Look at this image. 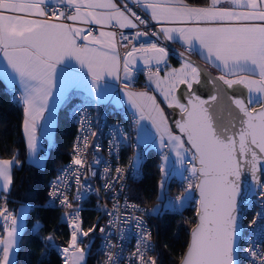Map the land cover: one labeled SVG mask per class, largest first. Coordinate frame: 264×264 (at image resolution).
Masks as SVG:
<instances>
[{"label":"snow or ice","instance_id":"1","mask_svg":"<svg viewBox=\"0 0 264 264\" xmlns=\"http://www.w3.org/2000/svg\"><path fill=\"white\" fill-rule=\"evenodd\" d=\"M153 22L160 26L158 30H141V26L147 28ZM91 25L101 26L97 35ZM105 27L112 30H102ZM124 28L136 31L130 37L118 31ZM149 35L182 44L185 51L177 54L182 61L179 68H167L168 48L151 40L136 45L135 41ZM191 53L210 62L220 75L214 76L195 64ZM137 59H142L147 68L148 86H154L166 106L178 109L181 117L174 121L181 133L177 135L156 96L127 91L129 85L125 83L128 102L135 110L129 119L138 130L137 144L144 141L141 121H150L159 134L161 191L176 164L189 173L183 194L175 201L169 199L168 207L182 208L192 199L193 190L198 192V222L181 264H237L242 228L262 220L260 228L264 232V213H257L251 224H242L243 203L253 196L264 202V0H125L123 7L115 0H0V75L20 92L23 130L35 163L42 164L43 160L37 156L39 121L45 120V134L53 123L54 108L50 110L48 102L54 90L58 93L56 104L75 87L87 93L86 100L92 106H98L107 102L112 92L101 81L106 77L120 80L121 74L123 81H131ZM72 60L87 75L77 72ZM161 64L165 65L163 77ZM180 85L186 87V102L176 95ZM194 85L207 89L209 95L202 98ZM45 112L49 113L47 118ZM81 112H87V107ZM79 123L85 135L77 137L72 167L63 170L49 193L53 204L58 200L71 210L63 217L71 230L68 246L59 249L63 264H84L89 253L82 247L81 238L97 231L96 225L83 229V209L74 208L68 197L69 171L74 176L77 202L91 188L87 180L92 164L85 157L90 137L97 134L87 116L81 115ZM112 135L114 140L117 136L119 139L110 142V153L130 139L119 123L113 126ZM93 148L99 153V143ZM101 160L97 157L93 164L100 165ZM142 163V153L137 152L128 164L129 172L138 174ZM186 164L190 167L185 168ZM18 165L15 157L0 159V264H13L20 241V220L27 214L23 208L21 216L10 211L3 195L11 190L12 170ZM103 171L102 187L114 201L111 209L98 207L109 217L105 227L98 228L105 241V264H119L124 252V246L112 244L110 238L123 241L125 232L133 228L137 240L135 250L126 257L129 264H156L147 255L153 246L143 215L127 211L130 208L143 214L146 210L127 203L122 210L117 200L120 193L114 191L117 185L123 189L125 169L104 167ZM111 172L114 175H107ZM91 176L96 172L91 171ZM244 176L250 177L246 191L242 189ZM157 211L153 208L150 213ZM47 239L53 240L51 236ZM257 248L253 243L247 249L250 264H264V252Z\"/></svg>","mask_w":264,"mask_h":264},{"label":"trees","instance_id":"2","mask_svg":"<svg viewBox=\"0 0 264 264\" xmlns=\"http://www.w3.org/2000/svg\"><path fill=\"white\" fill-rule=\"evenodd\" d=\"M181 62L179 57L170 56L169 65L172 67H179ZM77 100V97L72 96L61 107L55 142L47 153L45 165L42 168L37 167L27 160V146L22 130L23 109L13 100L5 84L0 80V158L15 157L19 160V165L13 170V185L6 207L12 209L15 205L21 204L30 206L15 264H63L58 250L52 245L67 246L69 231L63 219V211L47 204L48 188L56 171L69 159L73 147L76 129L69 121L68 111ZM110 117L122 119L118 110H111ZM145 150L147 155L144 163L145 175L142 179L131 182V198L149 210L158 209L155 214L150 215L157 264H179L188 244L190 230L195 224L197 204L192 200L180 212L163 208L166 196L163 191L164 195L162 194L161 198L159 192L162 179L159 167L160 153L150 146ZM169 185V192H173L176 189L174 177L170 179ZM90 205L88 202L84 212V223L87 228L97 220L96 211ZM252 212L253 205L248 210L246 221ZM49 236L53 238L51 242L47 239ZM87 264H98L96 247L92 249Z\"/></svg>","mask_w":264,"mask_h":264},{"label":"built area","instance_id":"3","mask_svg":"<svg viewBox=\"0 0 264 264\" xmlns=\"http://www.w3.org/2000/svg\"><path fill=\"white\" fill-rule=\"evenodd\" d=\"M131 7V6H129ZM135 10V9H134ZM158 28L159 26L156 25ZM141 30L146 32H151L153 30H156L155 26L152 24H149L147 28H144L141 26ZM118 31H122L125 35H128L130 37L133 36V33L136 31L135 29H118ZM156 42L160 44L161 46L166 47L161 40H157L156 37L148 36V37H142L140 40L135 41L136 45L139 46L141 43H147L149 41ZM127 43V42H125ZM167 48V47H166ZM121 52H123V49H119ZM169 51V49H168ZM170 51L167 58V65L169 63L170 59ZM162 71L160 75L162 74L165 65H160ZM134 72L132 73L133 79L131 81H123V75L121 74V79L119 81V87L118 92L124 88V84L127 83L129 85V88H138L142 87L149 92H151L153 95H155L154 92V86L149 87L148 86V72L147 68L144 65V62L142 59H137L136 64L134 65ZM8 93L12 96L13 100L19 104V94L17 90H14L13 87L7 88ZM21 105V104H20ZM22 109L23 105H21ZM87 107V112H81V110ZM109 106H104L100 108L98 111L93 110L89 105H87L84 102L77 101L70 107L68 111V118L70 123L75 127L76 133L74 137L73 147L70 152L69 159L67 162H65L54 174V176L51 178L49 182V188H48V200L47 204L51 207H55L58 209H61L63 211V216L65 215L66 211H71L70 209H65L63 206H61L58 202V200L53 204L51 202V198L49 193L51 192V186L57 182V178L60 177L63 174V170L70 169L72 167V160L74 157V145L77 141V137H80L82 135H85V133L81 132V125L79 123L81 119V115L87 116L91 120V128L93 131L96 132L95 137H90L89 139V146L86 149V160L89 164H92L91 171L96 172V176H91V171H89V179L87 180V184L91 186L90 190L84 193L83 199L77 202L75 200L76 197V190L74 185V176L69 171L66 176V182L71 185L68 189V197L69 200L72 201L73 207H81L83 211L81 212V217L83 220L82 227L85 231H87L90 227L93 225L97 226V231L95 233H90L88 237H82V247L85 248L86 252L89 254L86 255L84 264H87L88 258L91 254V251L94 247H96V254L98 256V264H105L107 260V256L105 254L104 250V239L103 234L98 231L99 227H105L107 224L109 217L105 215V213L101 210H98V207L100 209L104 208L105 206L108 209L112 208V205L114 201L111 199L110 194L107 193L102 185L105 183V173L103 171L104 167H110L111 169H115L117 167H121L125 169V178L121 183L124 185L123 189L121 190L120 186L117 185L114 189L115 192L120 193V195L117 197V200L119 204L122 207L127 203L129 205H137L139 208L146 210L143 214L139 211L133 212L132 209H128L127 211L134 214V215H143V218L146 222L147 228L151 232V244H152V250L148 252V256L153 257L156 260L157 264V253H156V243L154 239V229L152 224L150 223V210L142 205L137 203L135 200L131 198L130 193V184L132 181L140 180L144 177L145 171H144V163L146 160V150L144 147H142L140 144H137L136 141V126L132 121H130L129 117L132 116L128 112L119 110L120 115L122 116V119H112L110 117ZM117 123H119V126L128 133L130 139L126 143H122L119 146V150H113L112 153L109 152L110 142L113 144L116 142V140L119 139V136H117L114 140V137L112 135L113 132V126H115ZM99 143L100 145V151L99 153H96L94 151L93 146ZM129 145H132L131 147ZM52 147V146H51ZM166 151V150H165ZM142 153V159L143 163L139 169L138 174L132 175L128 170V164L136 153ZM97 157L102 158L100 165L93 164L94 159ZM161 159V155H159ZM187 167H190V165H187ZM107 175L112 176L114 175V172L108 173ZM189 173L186 171L181 177H177L175 175H172L167 182L165 183V202L163 203V208L173 211V212H180L184 207L182 208H173L168 207L169 199L175 201V198L182 195L184 192V188L187 186ZM174 177V182L176 184V189L173 192H169V181L170 179ZM83 182V180H82ZM63 187V185H61ZM92 189H98L99 191H93ZM192 200L196 201L197 204V198H196V190H193V197L192 199L185 202L184 206L187 204H190ZM88 202H90V207H92L97 214V220L95 223H93L90 227H86L84 223V212L85 207H87ZM92 202V203H91ZM8 208V207H7ZM10 211L14 213V211L10 208H8ZM257 213H264V202H262L258 197L253 203V212L250 218L246 221L245 225L251 224V221L256 218ZM65 221V220H64ZM68 231H69V241H70V227L68 223L65 221ZM262 223V220H257L256 225H252L251 227H245V235L243 238V241L241 243V263L240 264H250L251 258L247 255V249L249 247L253 246V243L258 245L257 250L264 252V232L261 231L260 225ZM3 221L0 220V229L3 232L2 228ZM126 239L123 241L118 240L117 237L113 236L110 238L112 244H122L124 246V252L122 256L120 257L119 264H129V261L126 259V257L130 256L131 253L135 250V244L137 237L135 235V229H131L130 231L125 232ZM68 246V245H67ZM67 246H59L55 245V248L58 250L62 249ZM112 251H117L118 249H111ZM60 254V252H59ZM61 256V254H60ZM62 257V256H61ZM63 259V257H62Z\"/></svg>","mask_w":264,"mask_h":264},{"label":"crops","instance_id":"4","mask_svg":"<svg viewBox=\"0 0 264 264\" xmlns=\"http://www.w3.org/2000/svg\"><path fill=\"white\" fill-rule=\"evenodd\" d=\"M115 2L117 4H119L121 7L124 6V3L125 1L124 0H115ZM130 6V5H128ZM155 23V22H154ZM157 25V24H156ZM79 26H82L83 25H79ZM159 26V25H158ZM166 26H172V25H166ZM91 27H93L95 29L94 31V35H97L98 32L101 30V26L99 25H91ZM160 27V26H159ZM124 29H129V28H124ZM102 30L104 31H109V30H112L108 27H105L103 28ZM172 44L178 46V47H181L184 49V47L182 46L181 43L179 42H173V41H170ZM163 43V42H162ZM193 55H195L197 58H199L209 69H211L212 71L216 72L217 74L220 75V73L218 72V70L216 68H214L211 63H206L204 61V59L201 58V56L197 55L196 53H191ZM182 63V62H181ZM180 63V65H181ZM71 64L75 66V70L77 72H80V73H83L84 75H87L86 73V70L85 69H81L78 62L75 61V60H72L71 61ZM179 65V66H180ZM170 66V67H169ZM64 65H60L58 67V72H59V68H63ZM167 68H174L172 67L171 65H167ZM178 68V67H177ZM9 72H11V69H9ZM165 75V71L163 70L161 76L163 77ZM89 78V81H90V76L88 77ZM0 80L3 81V83L5 84V88H10L12 87L9 82L4 79V77L2 75H0ZM119 81L120 80H113L111 77H106L104 81H101L102 84H107L110 89L112 90L111 92V96L109 97V99L107 100V102L105 103H101L99 104L98 106H92L88 100H86V97H87V93L81 89V88H71L69 90V92L67 93V96L66 98L63 100V102L59 103V104H56V99H57V91L54 90L53 92V95L51 97V99L49 100V109L52 110L54 108V116H53V123H52V126L49 130V133L48 134H45V127H46V123H45V120H40L39 121V127H38V130H37V137H38V140H37V155L39 156H43L44 155V163L42 164H38V163H35L34 160L35 158L31 156L30 152H29V149H28V145H27V138L24 134V130H23V125H22V130H23V135H24V139H25V143H26V146H27V160L29 163L37 166V167H43L45 165V161H46V157H47V153L49 152L51 146L54 144L55 142V131H56V128H57V125H58V119H59V111L61 109V107L68 101V99H70L72 96H75L78 98L77 101H80V102H84L86 103L87 105H89L93 110L95 111H98L100 108L104 107V106H109V108L111 110H122V111H125V112H128L129 114H133L134 113V109L131 108L129 102H128V98H127V95H126V90L125 88H122L119 92H118V87H119ZM19 86L17 85V88ZM127 91H132V92H149L148 90L142 88V87H138V88H128ZM19 96H20V92L17 90ZM155 92V91H154ZM150 94H152L151 92H149ZM155 96H156V100L157 102L160 104V106L162 107V104H163V99L161 97V95H159L157 92H155ZM76 101V102H77ZM162 102V103H161ZM19 104L23 105L20 100H19ZM165 105V103L163 104ZM166 106V105H165ZM167 107V106H166ZM165 113V112H164ZM49 115L48 112H45L44 113V117L47 118ZM165 115L167 116V114L165 113ZM168 117V116H167ZM25 119V114H24V109H23V121ZM170 125V124H169ZM141 126L143 127L144 129V132H143V136H144V141L142 143H139V144H143L144 146H150V147H153L155 148L159 153L160 150L156 148V142L159 138V135L158 133L156 132V129L155 127L151 124L150 121L148 120H144V121H141ZM171 127V126H170ZM174 134H177L175 132H173ZM137 135H138V130L136 128V140H137ZM179 135V134H177ZM142 145V146H143ZM2 159V158H0ZM172 160L174 161L175 160V156L174 154L172 155ZM185 168H187V166L185 165ZM13 170H14V167H13ZM13 170H12V180H13ZM173 171V175L177 176V177H181L186 171H184V169L180 168V166L178 164L175 165V168L172 170ZM182 173V174H181ZM13 185V183H12ZM12 189V187H11ZM11 192V190L7 193H3V195L6 197V200L8 198V195L9 193ZM7 206V205H6ZM19 206L20 205H15L12 210L14 211V214H17V212L19 211ZM38 226V225H37ZM36 226V227H37ZM24 228H25V224H23L22 221H20V240H21V236H22V233L24 231ZM0 234H3V232L1 231L0 229ZM19 244H20V241H19ZM19 248V246H18ZM18 248L15 250V254L13 256V264H15L16 262V257H17V252H18Z\"/></svg>","mask_w":264,"mask_h":264},{"label":"water","instance_id":"5","mask_svg":"<svg viewBox=\"0 0 264 264\" xmlns=\"http://www.w3.org/2000/svg\"><path fill=\"white\" fill-rule=\"evenodd\" d=\"M128 5H130L131 7H133V5L131 3H129ZM151 24L155 26L156 30L159 29L154 22L151 23ZM161 41L169 49L171 55H175V56L179 57L177 54L185 51V49H183L181 47H178V46L172 44L170 41H166V40H161ZM186 55H188V54L186 53ZM190 57H191V60L193 62H195V64L199 65L202 69H204L208 73H211L214 76H218L219 75L216 72H214L211 69H209L204 63H202L200 60H198L193 54H190ZM193 89L202 98H206L209 95V91L207 89L199 86V85H194L193 86ZM185 91H186V87L184 85H180L178 87L177 92H176V95L181 98V101L182 102H186V100L184 98V95H183ZM166 108L170 111V115L168 116V120H169V124H170V126L172 128V131L175 132V133H177V134H179V135H181V133L179 132V129H177L175 127V124H174V121L181 119V117L178 114L179 113V110L178 109H175V108H168V107H166ZM242 180H243L242 189L246 191L247 190V185L250 182V177L244 176V177H242ZM196 198H197V208H198V192H196ZM256 199H257V196H253V197H251L250 200H246L243 203V208H244V215L242 217V224L243 225H245L244 222H245V219L247 217L248 210L253 205V203H254V201ZM196 212H197V209H196ZM197 222H198V218H197V215H196L195 224H194V226L190 230L188 244H187V247H186V249H185V251H184V253L182 255L181 260L183 259V257L187 253L188 247H189L190 242H191V232H192V229L195 227V225H196ZM244 235H245V227L242 228L241 238L238 240L237 264H240L241 263L240 252H241V243L243 241ZM181 260H180L179 264H181Z\"/></svg>","mask_w":264,"mask_h":264},{"label":"rangeland","instance_id":"6","mask_svg":"<svg viewBox=\"0 0 264 264\" xmlns=\"http://www.w3.org/2000/svg\"><path fill=\"white\" fill-rule=\"evenodd\" d=\"M168 65H169V63H168ZM180 66H181V65H180ZM180 66H179V67H180ZM169 67H170V66H169ZM179 67H178V68H179ZM168 69H171V68H168ZM157 93H158V92H157ZM158 94H159V93H158ZM159 95H160V94H159ZM161 97H162V96H161ZM162 99H163V97H162ZM161 103H162V102H161ZM163 104H164V101H163ZM163 104H162V107L164 108V112L167 114V116H169V115H170V111L166 108V106H165L166 104H165V105H163ZM158 135H159V134H158ZM136 141H137V140H136ZM140 145L142 146L143 144H140ZM142 147L146 148L147 146H146V145H145V146L143 145ZM156 148L159 149L160 152H161V149L159 148V138H158V140H157V142H156ZM37 156H38V155H37ZM38 157H42V158H43L42 163H44V155H43V156H40V155H39ZM35 159H36V158H35ZM172 175H173V174H172ZM172 175H170L169 178H170ZM169 178H168V179H169ZM168 179H167V180H168ZM167 180H166V182H167ZM166 182H165V183H166ZM163 191H165V189H164ZM163 191H161V189H160V191H159V192H160V196H161V198H163V195H164ZM162 194H163V195H162ZM19 208H20V209H19V211H18L17 214H16L17 216H21V210H22V208L27 210V214L24 215V216H22V217H21V220H20V221L23 222V224H25L26 216L28 215V213H29V211H30V206L27 205V204H21V205L19 206ZM35 228H36V227H35Z\"/></svg>","mask_w":264,"mask_h":264}]
</instances>
